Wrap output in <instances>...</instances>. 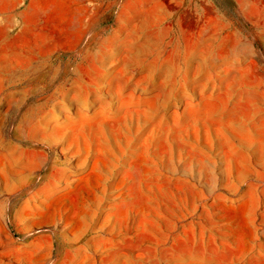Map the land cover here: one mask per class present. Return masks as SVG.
<instances>
[{"label": "rangeland", "instance_id": "1", "mask_svg": "<svg viewBox=\"0 0 264 264\" xmlns=\"http://www.w3.org/2000/svg\"><path fill=\"white\" fill-rule=\"evenodd\" d=\"M0 264H264V0H0Z\"/></svg>", "mask_w": 264, "mask_h": 264}]
</instances>
